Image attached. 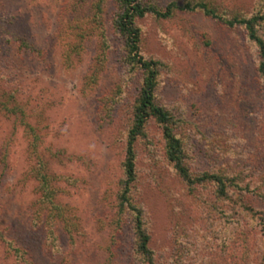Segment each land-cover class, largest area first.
Listing matches in <instances>:
<instances>
[{
  "label": "rangeland",
  "instance_id": "1",
  "mask_svg": "<svg viewBox=\"0 0 264 264\" xmlns=\"http://www.w3.org/2000/svg\"><path fill=\"white\" fill-rule=\"evenodd\" d=\"M152 1L166 6L173 0ZM206 1L229 17L264 13V0ZM96 2L0 0V264H145L132 215L119 212L126 140L143 74L126 62L113 25L116 0H105L109 48L98 62L102 18ZM138 23L142 53L164 63L157 98L177 119L190 171L220 172L235 182L227 196L211 181L191 189L168 158L160 124L151 119L136 142L133 195L144 209L156 261L264 264V198L258 193L264 192V75L258 47L243 27L199 11H177L167 19L148 15ZM80 31L85 39L74 51L83 40ZM98 64L96 81L88 82ZM32 129L39 137L35 153ZM41 163V172L53 178L57 201L74 214L72 236L57 223L54 241L36 217L32 169Z\"/></svg>",
  "mask_w": 264,
  "mask_h": 264
},
{
  "label": "trees",
  "instance_id": "2",
  "mask_svg": "<svg viewBox=\"0 0 264 264\" xmlns=\"http://www.w3.org/2000/svg\"><path fill=\"white\" fill-rule=\"evenodd\" d=\"M117 12L114 16V29L121 35L124 43V55L126 62L132 66V69H140L143 74V82L138 97L134 105V118L129 129L126 140V156L123 164L124 177L121 184V192L119 194L120 213H131L133 218V228L136 236V250L141 255L145 264H160L156 261L154 251L151 248V234L146 225L145 212L142 207L137 205L134 199V186L137 179V151L136 142L139 137L145 134V129L151 119H155L161 126L164 139L166 141V149L169 160L173 163L175 169L182 179L193 189L198 183L207 181L215 182L218 186V192L227 196L230 189L235 184L234 178L228 177L223 173L205 172L193 175L185 162V149L182 139L177 136L175 128L177 119L171 110L167 109L157 98V88L159 85V77L164 63L157 58L146 57L141 50L142 29L138 21L148 15H153L159 19H167L172 17L177 11L202 12L204 15L222 22L230 27L241 26L246 30L250 41L258 47L259 66L258 70L264 75V35L261 28L264 26V13L253 14L252 16H243L236 14L234 16H226L221 13L218 8L211 5L206 0H185L182 3L173 0L166 6H160L152 0H116ZM105 0H97L95 3L97 13L102 18L97 20L98 35L101 38V57L98 62L104 61L105 52L109 48V38L106 25L104 24V8ZM97 19V18H96ZM80 40L72 46L74 51H78L81 43L85 39L84 31L77 35ZM73 52V51H72ZM104 55V56H103ZM64 63L68 66L73 65L71 51L66 52ZM90 74V79L96 81L98 70L101 69L99 64L95 65ZM100 71V70H99ZM4 107L14 111L15 108H9L6 102ZM31 136L30 142L31 152L35 153L39 145V137ZM44 166L41 164L32 169V173L38 180L39 198L36 202V217H40L48 227L49 233L57 237L55 226L61 223L66 231L72 236L77 228L74 214L69 205L57 201V188L53 185L50 174L41 172ZM40 169V170H39ZM249 190V189H248ZM250 191V190H249ZM264 198V192H258ZM249 207V208H248ZM246 208L253 209L246 205ZM264 228V224H263ZM56 237L53 239L55 241ZM8 249L18 252L17 248L8 242Z\"/></svg>",
  "mask_w": 264,
  "mask_h": 264
}]
</instances>
